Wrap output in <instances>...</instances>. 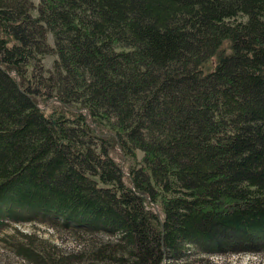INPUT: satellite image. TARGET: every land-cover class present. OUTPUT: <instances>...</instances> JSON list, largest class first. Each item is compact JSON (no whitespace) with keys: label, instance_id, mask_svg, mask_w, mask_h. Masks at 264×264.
Instances as JSON below:
<instances>
[{"label":"trees","instance_id":"1","mask_svg":"<svg viewBox=\"0 0 264 264\" xmlns=\"http://www.w3.org/2000/svg\"><path fill=\"white\" fill-rule=\"evenodd\" d=\"M31 220L82 236L31 264L264 241V0H0V240Z\"/></svg>","mask_w":264,"mask_h":264},{"label":"rangeland","instance_id":"2","mask_svg":"<svg viewBox=\"0 0 264 264\" xmlns=\"http://www.w3.org/2000/svg\"><path fill=\"white\" fill-rule=\"evenodd\" d=\"M33 2L38 4L39 0H33ZM49 39L50 43L53 44V40ZM55 57L54 55H47L44 59V65L52 68ZM139 157H142L141 153H139ZM121 163L124 164L125 162L121 160ZM10 224L3 232L2 239L4 240H0V264H31L20 253H17L16 249L7 241L12 235H15V239L19 241L30 240L29 236L25 239L23 234L49 238L51 242L65 251H73L81 247L79 239L82 236L70 233L69 229L62 226H53L47 222L32 220ZM251 238L250 242L233 243L219 251L202 252L191 249L186 256L175 264H264V241L254 235Z\"/></svg>","mask_w":264,"mask_h":264},{"label":"bare ground","instance_id":"3","mask_svg":"<svg viewBox=\"0 0 264 264\" xmlns=\"http://www.w3.org/2000/svg\"><path fill=\"white\" fill-rule=\"evenodd\" d=\"M54 55V54H53ZM53 99V98H52ZM52 102V101H51ZM115 132V131H114ZM117 149V148H116ZM136 159V158H135ZM117 164V163H116ZM120 164H121V162H120ZM141 164V163H140ZM121 167V166H120ZM124 173V172H123ZM131 178V177H130ZM130 180V179H129ZM153 207V206H152ZM11 230V229H10Z\"/></svg>","mask_w":264,"mask_h":264}]
</instances>
